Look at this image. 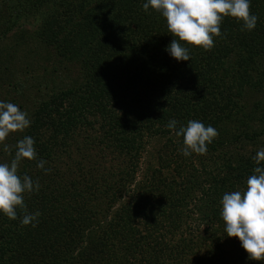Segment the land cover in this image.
<instances>
[{"label":"trees","instance_id":"trees-1","mask_svg":"<svg viewBox=\"0 0 264 264\" xmlns=\"http://www.w3.org/2000/svg\"><path fill=\"white\" fill-rule=\"evenodd\" d=\"M48 1L9 0L0 37ZM145 2L55 0L32 35L83 80L41 97L9 152L10 163L31 136L51 171L20 164L40 184L25 194L39 222L0 215V264H264L226 236L220 215L223 195L244 190L264 145V0H251L253 31L225 18L215 46L190 48L186 62L165 51L171 33ZM172 119L198 120L218 136L205 155L186 158Z\"/></svg>","mask_w":264,"mask_h":264},{"label":"clouds","instance_id":"clouds-1","mask_svg":"<svg viewBox=\"0 0 264 264\" xmlns=\"http://www.w3.org/2000/svg\"><path fill=\"white\" fill-rule=\"evenodd\" d=\"M251 0H146L143 10L152 9L165 19L172 41L165 51L177 62L190 61V48L210 51L214 38L221 37V24L225 18L235 19L242 30L253 31L258 16L250 12ZM28 113L16 104L0 101V145L8 151L4 143L11 133L24 132L31 126ZM167 128L176 137L183 138L181 154L190 157L193 154L205 155L208 145L218 136L212 126H205L198 120H189L181 125L172 119ZM35 140L24 136L15 145L16 151L10 163H0V215L9 220L18 219L23 213L21 226L35 228L38 225L39 212L29 213L25 203V194L36 193L40 189L39 181L28 175H20L19 166L24 161H38L36 167L48 174L47 161L37 157ZM257 166L247 178L244 190L225 193L221 200V218L224 232L228 238H236L251 261H264V149L255 157Z\"/></svg>","mask_w":264,"mask_h":264},{"label":"rangeland","instance_id":"rangeland-1","mask_svg":"<svg viewBox=\"0 0 264 264\" xmlns=\"http://www.w3.org/2000/svg\"><path fill=\"white\" fill-rule=\"evenodd\" d=\"M53 1L55 0H51V3L48 1L47 7L36 9L30 14L22 13L24 15L21 14L18 25L12 27L4 38L0 37V101L16 104L28 113L29 118L41 97L57 87L77 86L83 80L82 72L77 66L61 62L54 57L52 49L40 47L31 40L42 19L54 8ZM9 4V0H0V23L8 19ZM1 30L3 28L0 27ZM21 133H11L6 139L4 143L8 146L7 152L0 145V163H9V152ZM160 144L157 142L148 147L149 152ZM257 149H264V145ZM146 159L148 155L144 154L139 176L145 171Z\"/></svg>","mask_w":264,"mask_h":264}]
</instances>
